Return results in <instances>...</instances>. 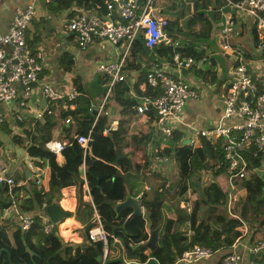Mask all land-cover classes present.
I'll list each match as a JSON object with an SVG mask.
<instances>
[{"label": "trees", "instance_id": "1", "mask_svg": "<svg viewBox=\"0 0 264 264\" xmlns=\"http://www.w3.org/2000/svg\"><path fill=\"white\" fill-rule=\"evenodd\" d=\"M140 2L144 4L146 0ZM42 6L48 16L68 11L67 16L71 17L79 9L106 15L118 6V1L49 0ZM167 29H170L169 22ZM174 53L191 56L196 60L201 56L193 48L179 44L159 45L152 48L149 54H145L141 52L140 43L137 42L135 54L142 61L137 66L138 73L134 82L124 76V80L117 83L109 94L121 107L124 117L115 130H108L106 133L104 130L109 126L107 116L93 113L95 109L92 104L106 95L107 86H97V93L94 94L88 88L82 87V84L78 85L77 78H73L77 95L73 99L63 97L50 102H58L61 108L59 117L63 124L60 134L67 140L61 153L63 162L57 161L55 154L45 148V143L52 139L51 131L54 127L51 109L45 110L41 119H14L16 125L22 127V131L21 136L12 137L19 138V144L25 147L27 156L40 171L45 167L46 174L43 182L37 183L33 176L25 187H22L25 184L19 185L20 177L12 176L15 184L11 190L6 184L0 188V212L14 205V216L29 215L32 220L25 231L20 228L19 219L14 222L8 218L0 223V264H126L122 257L111 258L108 254L103 262L98 261L97 257L103 256L104 244L102 241L91 242L88 239V231L93 226V209L91 204L82 201L80 195L83 177L79 167L83 161L85 182L100 217L107 249L115 244V239L118 240L125 253V260L148 258L147 264H173L185 250L194 245L207 247L213 254L222 253L231 249L235 241L245 234L250 237L253 245L264 244V172H252L247 178L235 182L236 187L242 188L243 192L233 200L235 208H231L229 214L224 209L228 194L217 183L210 182L201 191H190L188 184L196 171L202 168L209 170L221 158L218 144L213 145L205 139H200L194 147L181 144L182 133L178 130H174L168 137V149L160 153V156H168L177 168V202L173 212L165 217L162 211L169 189L166 182L159 180V186L151 194L145 192L141 196V205L147 211L150 223L160 227L157 246L150 248L144 244L148 239L144 216L135 215L125 222L132 213L131 207L126 206L118 213L114 209V205L129 194L123 174L133 169L122 149L129 145L139 146L150 137L145 131L131 135L130 144L125 139L128 120L130 116L137 114V103L141 97L154 98L160 94L159 87L149 85V77L153 76L154 68H160L163 62L172 66ZM261 57L264 58V48L261 49ZM72 64V57L63 53L59 59L61 68L72 71ZM235 64L234 60L233 66ZM129 67L128 65L127 68ZM106 82L107 78L104 77L100 84ZM130 92L136 96H128ZM68 118L71 122L65 123ZM147 118L151 122L155 121L154 112L148 111ZM89 131L92 140L84 157L76 137L85 136ZM157 146L159 147V141ZM246 154L254 166H260L262 154L258 153L254 157L251 152ZM117 157V165H114ZM209 160L212 161L211 165ZM221 171L218 169L213 174ZM68 186L77 187V204L72 215L84 225L85 236L83 235L81 245L64 243L59 236L58 227L50 233L43 230L42 213L47 214L49 205L58 204L62 197L61 190ZM16 194L24 196L20 198ZM181 203L190 204V209L180 207ZM242 209L245 212L254 211L256 214L245 232L238 217ZM85 241L90 243L86 244ZM2 249L8 251L10 261L7 259V252H1ZM250 263L264 264V248L256 253H248L246 264Z\"/></svg>", "mask_w": 264, "mask_h": 264}, {"label": "crops", "instance_id": "2", "mask_svg": "<svg viewBox=\"0 0 264 264\" xmlns=\"http://www.w3.org/2000/svg\"><path fill=\"white\" fill-rule=\"evenodd\" d=\"M27 1L0 0V32L8 28L16 11L22 9ZM42 5H39L38 13L31 21L26 32L27 46L37 57L41 65V72L22 115L24 119L30 117L41 119V115L45 110L51 109L54 122V127L51 131L52 139L60 141L64 139V135L60 134L63 124L62 119L59 117L60 104L58 102L50 103L51 101L45 99L42 96L41 87L45 83H49L56 91L66 93L70 86L75 87L73 78H77L76 83L78 85L82 84V87L88 88L95 94L97 93V86L100 85L102 87L107 84H100L101 79H104L105 76L97 72V64L119 59L121 49H116L108 42L96 40L91 42L85 49L77 48L72 33L66 28L69 12L64 11L59 15L48 16ZM152 5L156 13L167 18L170 25V29H167L169 36L174 41H177L179 45L191 47L196 52L201 53L200 57L205 58L204 63L200 67L193 66L183 70L181 73L182 78L199 95L198 99L189 100L184 107V119L188 126L180 127L179 130L182 133V138H188L192 129L212 125L222 107L223 96L234 64V52L222 53L219 35L224 16L230 10L222 0H154ZM89 11L94 12L93 10ZM232 14L235 21V33L230 36L232 49H238L241 52L252 77L257 78L259 74L264 75V58L261 57V49L258 47V35L254 19L248 14L236 12H232ZM63 53H67L72 57V71H65L59 65V59ZM141 61L139 55L134 53L126 60L124 76L129 77L128 80L130 79L131 82H134L137 76L138 70L136 69ZM128 65L130 66L129 68H127ZM223 66L227 67L225 73ZM162 68L173 76H177L174 67L169 63L163 62ZM66 88L67 90H65ZM128 96H136V94L130 92ZM103 99L104 96L102 99H96V102L92 104L96 114H98L97 110ZM71 108L74 107L71 106ZM14 109L12 104L0 103V112L6 114V120L0 125V175L5 177L18 176L20 177L19 185L25 184L22 186L25 187L27 186V181L33 176L40 175L41 177L45 172V167L40 171L27 156L25 147L19 144V138L12 137V135L21 136L22 131V127L16 125L14 121L15 113L20 114V111H15L12 114ZM104 111L106 112L104 115L107 116L108 123L114 120L119 123L124 117L121 113V107L112 96H108L106 99ZM143 131L150 136L145 143L142 142L139 146L129 145L123 148L122 151L126 154L130 165L133 167L130 172L123 174L125 182H127L128 195L139 199V204L143 210L142 216L145 218L147 211L141 205V196L145 192L151 194L159 186V167L164 166L161 164L163 162L159 161V156L168 147H166L167 143L165 144L161 140L163 136L156 129L154 121L151 122L147 116L138 113L130 116L125 139L131 144L130 136L138 135ZM158 141L159 147L157 146ZM205 172L211 174L214 178L211 180V178L206 176V179L201 182V176L195 174L192 180L188 182L190 190L201 191L209 182H215L228 194V179L224 171L217 174L209 171ZM221 176L224 178H221ZM167 192V200L162 210L165 217L173 212L177 202L175 187L174 189H168ZM61 193H65L66 197L62 195L58 204L63 210L73 214L77 204V187H65L61 190ZM18 195L20 198L24 196L22 194ZM80 195L84 203L91 204L92 200L87 196L83 185ZM180 207L189 210L190 204L181 203ZM231 208L234 209L235 205H233V200L229 198L228 194V202L224 209L229 213ZM15 214L16 207L14 205L4 209L0 212V223L8 220V218L15 222L19 219V217L14 216ZM238 217L241 222L248 225L256 218V214L254 211L245 212L242 209V213ZM91 223H93V214ZM247 225H243L244 232ZM83 227L84 225L76 221L72 215L61 221L58 233L64 243L81 245L85 236ZM151 228L157 229V237L154 242L155 246H157L160 227L159 225L154 226L151 224ZM181 228L183 230V227ZM85 243L89 244L90 242L85 241ZM114 243L108 250L107 254L109 257H122L126 264L148 263V258L144 260L141 258L125 260L120 242L115 241ZM252 245L250 237L246 234L228 251L212 254L209 258L192 264H219L222 255L231 250L242 257L243 260L240 264H246L248 249ZM173 264L176 263L174 262Z\"/></svg>", "mask_w": 264, "mask_h": 264}, {"label": "built area", "instance_id": "3", "mask_svg": "<svg viewBox=\"0 0 264 264\" xmlns=\"http://www.w3.org/2000/svg\"><path fill=\"white\" fill-rule=\"evenodd\" d=\"M48 1L28 0L22 9L16 11L8 28L0 32V103L12 104L15 111H20V114H16L15 111L12 113H15V118L18 120L23 118V111L27 107V102L41 72V65L37 57L27 47L26 32L31 21L38 13V3ZM153 1L146 0L144 4H141L140 0H122L121 4H118L119 6L110 10L106 15L79 9L75 15L67 18L66 28L72 33L77 48L85 49L91 42L96 40L108 42L116 49H121L119 59L97 64V72L107 77V92L97 110L98 114L106 113L104 103L109 93L117 83L124 80L126 60L133 53L135 54L139 38L144 39L146 46L150 49L159 45L178 46L179 44L169 36L167 32L168 20L155 12L152 5ZM222 1L230 12L224 16L221 25L219 35L221 50L222 53L234 52L233 59L236 64L231 69L222 100V107L215 122L207 127L192 129L188 138H182L181 144L194 147L200 139H205L213 145L218 144L221 158L216 160L210 170L221 169L224 171L228 179L229 198L232 199L230 195L232 191L241 190V188L236 187L235 182L247 178L252 172H257V170L264 167V75L259 74L257 78L252 77L241 52L238 49H232L229 43L230 36L235 33V21L232 12L248 14L254 19L258 35V47L263 49L264 0ZM204 61L205 58L203 57L196 60L191 56H181L179 53H174V64L172 66L177 76L166 72L161 66L160 68H154L153 76L149 77V85L159 87L161 92L154 98L141 97L137 103V113L147 116L148 111H153L155 115L154 123L164 138L170 137L174 130L188 126L184 119V107L189 100L198 99V94L182 78L181 73L193 66L200 67ZM40 90L42 96L49 101L63 97L73 99L77 95L74 86H70L66 93H61L56 91L49 83H45ZM5 120L6 114L0 112V125ZM70 122L69 118L65 120V123ZM117 125L116 120L110 122L104 133L108 130H115ZM91 140V131L85 136L79 135L76 137L84 157L90 149ZM66 142L65 139L62 141L51 139L45 143V148L54 153L57 161L61 162L63 160L62 149ZM247 152H251L252 157L258 153L263 155L259 167L252 164L250 157L246 154ZM159 161L167 163L171 159L167 156H159ZM79 169L83 177L85 192L92 200L85 182L84 161ZM35 177L37 183H39L40 175ZM5 184L11 190L15 184L13 177L0 175V188ZM62 195L66 197L65 193H62ZM91 206L94 225L88 231V239L91 242H103V262L108 253L106 236L98 212L92 202ZM42 214L43 230L46 233H50L56 227H59L61 222H51L47 214ZM31 222L29 215L19 217V226L23 231L29 228ZM243 225L245 224L243 223ZM238 240L235 241L232 247L236 245ZM114 241L118 242L116 239ZM263 248L264 244L258 243L252 245L248 249V253H256ZM212 254L211 249L194 245L185 250L175 263L192 264L209 258ZM242 260L240 254L231 250L222 256L219 264H240Z\"/></svg>", "mask_w": 264, "mask_h": 264}, {"label": "water", "instance_id": "4", "mask_svg": "<svg viewBox=\"0 0 264 264\" xmlns=\"http://www.w3.org/2000/svg\"><path fill=\"white\" fill-rule=\"evenodd\" d=\"M118 1V4H121V1L122 0H117ZM139 43H140V46H141V52L142 53H145V54H149L151 52V49L148 48L146 46V43H145V40L142 39V38H139ZM93 113H95V111H92ZM117 162H118V157L117 159L114 161V165H117ZM16 196L18 197L19 195L16 194ZM126 206H131L132 207V213L129 215V217L126 219L125 222H128V220L135 216V215H142L143 214V210L139 204V199L138 198H134L132 197L131 195H127L124 200H122L121 202L119 203H116L114 205V209L115 211L118 213L122 208L126 207ZM46 213H47V216L49 218V220L51 222H54V223H59L61 221H63L64 219H67L69 217L72 216V214L66 210H63L59 204H52V205H49L46 209ZM145 220H146V230L148 232V240L144 243L146 246L152 248L155 246V239L157 237V229H152L151 228V223L149 221V215L147 214L145 216ZM191 241V239H190ZM2 251H5L7 252V255H8V261H10V255L8 253L7 250L5 249H2ZM97 260L98 261H101L102 258L101 257H97Z\"/></svg>", "mask_w": 264, "mask_h": 264}, {"label": "rangeland", "instance_id": "5", "mask_svg": "<svg viewBox=\"0 0 264 264\" xmlns=\"http://www.w3.org/2000/svg\"><path fill=\"white\" fill-rule=\"evenodd\" d=\"M36 2H38L39 0H35ZM39 5L41 4H43V3H38ZM43 7V6H42ZM231 38V37H230ZM230 38H229V43L231 44V41H230ZM221 44V43H220ZM219 44V45H220ZM223 68H224V73L226 72V69H227V67L226 66H223ZM107 78V77H106ZM126 78H128V77H126ZM218 87V86H217ZM65 90H67V88L65 89ZM198 94V93H197ZM198 97H199V95H198ZM65 98H67V97H65ZM68 99V98H67ZM14 111H15V109H14ZM161 140L162 141H164L165 142V144L167 143V141H168V138H164V137H162L161 138ZM167 146V145H166ZM168 157V156H167ZM209 162H210V165L212 164V161H210L209 160ZM162 165H164V166H162V167H159V180H161V181H164V182H166V185H167V187L169 188V189H174V187H175V185H176V183H177V181H178V176H177V174H176V170H177V168L175 167V164H174V162L171 160L170 162H167V163H161ZM211 169V168H210ZM204 170L203 168L202 169H200V170H198V171H196V175L197 176H201V182H203L205 179H206V176H208L209 178H211V180L214 178L211 174H207L205 171H209V172H211V173H213V172H215L214 170ZM205 172V173H204ZM257 172L259 173V174H262L263 172H264V167H262V168H260L259 170H257ZM45 174H46V172H44L43 174H42V176L40 177V181L41 182H43L44 180H45ZM221 178H224L223 176H221ZM127 183V182H126ZM210 183V182H209ZM190 190V189H189ZM191 191V190H190ZM169 192V191H168ZM168 192H167V196H168ZM243 192V189L241 188V190H238V191H234L233 193H231V196L233 197L232 199H236L237 197H238V195L240 194V193H242ZM16 221H18V220H16ZM244 223V222H243ZM245 225H247L246 223H244ZM246 235V234H245ZM123 251V250H122ZM124 252V251H123ZM124 255H125V253H124Z\"/></svg>", "mask_w": 264, "mask_h": 264}, {"label": "clouds", "instance_id": "6", "mask_svg": "<svg viewBox=\"0 0 264 264\" xmlns=\"http://www.w3.org/2000/svg\"><path fill=\"white\" fill-rule=\"evenodd\" d=\"M107 256V255H106ZM102 258V257H101ZM106 258V257H105ZM102 261V260H101Z\"/></svg>", "mask_w": 264, "mask_h": 264}]
</instances>
